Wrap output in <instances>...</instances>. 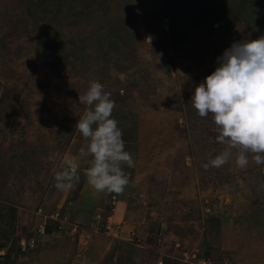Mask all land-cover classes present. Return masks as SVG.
<instances>
[{
	"label": "rangeland",
	"instance_id": "374dc122",
	"mask_svg": "<svg viewBox=\"0 0 264 264\" xmlns=\"http://www.w3.org/2000/svg\"><path fill=\"white\" fill-rule=\"evenodd\" d=\"M241 1L0 0V255L8 249V264H202L206 250L212 262L264 264V165L250 159L241 170L233 150L227 164L205 170L226 146L211 116L191 105L226 49L264 35V0ZM90 81L115 101L135 161L120 195L95 191L84 175L91 156L75 125ZM69 165L79 179L58 190L54 174ZM37 208L63 210L75 230L51 229L15 253ZM119 215L122 233L100 226Z\"/></svg>",
	"mask_w": 264,
	"mask_h": 264
},
{
	"label": "clouds",
	"instance_id": "9594fccd",
	"mask_svg": "<svg viewBox=\"0 0 264 264\" xmlns=\"http://www.w3.org/2000/svg\"><path fill=\"white\" fill-rule=\"evenodd\" d=\"M217 62L191 96L199 117L211 116L216 142L226 146L203 167L224 166L232 160L233 150L235 165L241 170L248 167L250 159L264 165V35L233 43ZM79 103L87 106L75 125L91 156L84 173L87 183L100 193L123 194L129 185L124 167H134L135 161L125 150L123 131L112 116L115 101L102 83L90 81L79 95ZM74 179L79 177L73 165L54 174L58 190L69 188Z\"/></svg>",
	"mask_w": 264,
	"mask_h": 264
},
{
	"label": "built area",
	"instance_id": "2783aa9c",
	"mask_svg": "<svg viewBox=\"0 0 264 264\" xmlns=\"http://www.w3.org/2000/svg\"><path fill=\"white\" fill-rule=\"evenodd\" d=\"M112 199V197H111ZM36 215L39 217V221L34 223V227L31 230V235H28L27 237H25L24 240L19 241L17 243V251H21V252H26L29 249H31L32 247H34V245L38 242V239H41V237L44 235L45 233V226L49 225V223L51 224V228L53 230L56 231H60L63 229L68 228L70 231H74L75 230V226L73 224H71V221L69 220V215L68 213L64 212L61 209H54V211H47L44 212L42 209L37 208L36 209ZM92 222H90L89 227L92 228L93 225ZM69 225H72L71 227ZM100 226H102L103 230L107 231V233H119L121 226H120V222H112L109 218L106 219V221L103 224H100ZM96 228V224H94V228L93 230L95 231ZM127 235L129 238H127V240H131L133 241V238L135 239L134 236V232L132 230H129L127 232ZM192 259H194V255L192 257ZM202 264H232L228 259L227 260H217L212 262V260L209 259V257H205L200 259ZM158 262H160V260H158ZM80 264H88V263H80Z\"/></svg>",
	"mask_w": 264,
	"mask_h": 264
},
{
	"label": "trees",
	"instance_id": "16d2710c",
	"mask_svg": "<svg viewBox=\"0 0 264 264\" xmlns=\"http://www.w3.org/2000/svg\"><path fill=\"white\" fill-rule=\"evenodd\" d=\"M240 2H242L241 0H239ZM211 5H209V9L208 11H211ZM86 153V152H85ZM88 155V154H87ZM11 210H14L13 208L9 207ZM51 224L52 223H49V225H46L45 226V233L48 234L51 232ZM6 244L5 243H0V249H3L5 248ZM8 249H6V252L1 254L0 255V264H8V260H9V254L7 252ZM15 253H18V254H23V253H26V252H21V251H16ZM207 250L203 252V254H201L200 256H203V257H207Z\"/></svg>",
	"mask_w": 264,
	"mask_h": 264
},
{
	"label": "crops",
	"instance_id": "0c3cea01",
	"mask_svg": "<svg viewBox=\"0 0 264 264\" xmlns=\"http://www.w3.org/2000/svg\"><path fill=\"white\" fill-rule=\"evenodd\" d=\"M118 204H119V202H118ZM119 209L121 210V212H122V215L124 216V212H125V203H122L121 202V205L119 204ZM119 217H122L121 215H119L118 216V219H116V220H114V219H112V217L111 218H109L112 222H118L119 221ZM123 228H125V227H121V229H120V233H122V230H123ZM120 240V239H119ZM125 240H127V239H125ZM126 243L128 242V241H125ZM36 245H38V242L36 243ZM69 264H73V263H71V262H68Z\"/></svg>",
	"mask_w": 264,
	"mask_h": 264
}]
</instances>
